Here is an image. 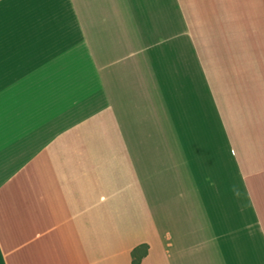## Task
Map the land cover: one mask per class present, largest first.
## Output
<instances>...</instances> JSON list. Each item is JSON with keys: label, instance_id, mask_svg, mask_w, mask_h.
I'll return each mask as SVG.
<instances>
[{"label": "crops", "instance_id": "obj_1", "mask_svg": "<svg viewBox=\"0 0 264 264\" xmlns=\"http://www.w3.org/2000/svg\"><path fill=\"white\" fill-rule=\"evenodd\" d=\"M140 245L264 264V0H0V264Z\"/></svg>", "mask_w": 264, "mask_h": 264}, {"label": "trees", "instance_id": "obj_2", "mask_svg": "<svg viewBox=\"0 0 264 264\" xmlns=\"http://www.w3.org/2000/svg\"><path fill=\"white\" fill-rule=\"evenodd\" d=\"M147 254V246L140 245L134 248L131 252V264H140L142 258H144Z\"/></svg>", "mask_w": 264, "mask_h": 264}, {"label": "rangeland", "instance_id": "obj_3", "mask_svg": "<svg viewBox=\"0 0 264 264\" xmlns=\"http://www.w3.org/2000/svg\"><path fill=\"white\" fill-rule=\"evenodd\" d=\"M132 210L135 211L133 207H132ZM136 220H137V219H136Z\"/></svg>", "mask_w": 264, "mask_h": 264}]
</instances>
